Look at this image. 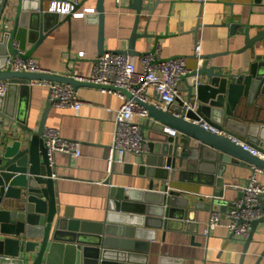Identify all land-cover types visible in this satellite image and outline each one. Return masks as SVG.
Segmentation results:
<instances>
[{
    "label": "crops",
    "instance_id": "0c3cea01",
    "mask_svg": "<svg viewBox=\"0 0 264 264\" xmlns=\"http://www.w3.org/2000/svg\"><path fill=\"white\" fill-rule=\"evenodd\" d=\"M50 1L42 0L44 10ZM69 1L76 4L75 8H93L94 12L84 17L49 14L47 22L53 27L30 57L47 72L89 77L100 54L96 0ZM127 4L128 0H104L102 44L104 51L127 50L130 36L136 30L139 36L132 45L136 53L131 57L137 71L142 69L138 58L146 52L157 53L163 59L184 56L186 67L194 70L197 60L193 47L200 41L202 55L209 65L237 73L247 71L257 62L258 72H264V0H205L204 4L196 0H143L150 9H142L138 19L136 11ZM3 16L9 19L11 28L14 17L11 3L0 19V26ZM243 28H248L250 37L258 35L254 45L244 47ZM30 47L27 43L25 50H18L17 55ZM81 51L83 56L79 57ZM183 87L180 82L182 98ZM76 89L83 100L78 114L71 109L49 106L44 124L57 128L64 138L80 143L79 156L58 152L50 165L61 212L70 208L78 220L101 222L106 217L110 184L128 188L129 197L137 199L141 195L138 191L147 190L151 182L153 192H173L186 198L189 201L187 218H182L176 207L171 212L174 215L166 219L165 227L154 217L142 216L139 222L141 217L129 221L121 213H113L115 227L122 228L124 234V229H131L132 236H119L131 241L128 249H117L123 252V264H264V222L256 225L246 245L245 240L230 235L225 221L209 235H203L210 211L223 213L240 197L241 191L231 185L243 186L251 167L235 159L225 165L221 174L223 195L219 198L225 202L222 204L212 201L217 176L198 162L189 167L176 165L175 170L162 167L161 172L155 171L152 176L140 174L139 155L128 153L123 162L114 164L108 175L106 152L112 143L113 120L122 99L98 87L80 85ZM30 91L28 98L20 103V110H25L28 104V124L36 128L46 107L47 88L34 85ZM147 93L151 94L150 88ZM154 135L149 129L143 132L147 140ZM256 177L264 183V175ZM150 197L156 199L155 195Z\"/></svg>",
    "mask_w": 264,
    "mask_h": 264
},
{
    "label": "water",
    "instance_id": "95a60500",
    "mask_svg": "<svg viewBox=\"0 0 264 264\" xmlns=\"http://www.w3.org/2000/svg\"><path fill=\"white\" fill-rule=\"evenodd\" d=\"M103 2L96 0L95 4L100 54L104 52ZM10 3L14 8L11 28L0 26V79L8 81L6 93L0 96V264H123V252L117 249L130 247L131 241L120 237L132 236L131 229H124V234L122 228L115 227L113 213H121L129 221L141 217L139 222L142 216L154 217L166 227V219L174 215L171 212L176 207L181 217L187 218L189 201L173 192H153L151 182L147 190L137 192L141 194L137 199L129 197L128 188L110 184L106 217L101 222L78 220L70 208L60 211L52 168L41 137L50 105L47 101L38 127L32 128L28 124V104L25 110H20V103L31 92L27 85L30 80L64 82L73 88L101 86L78 81L73 75L5 69L9 57L25 50L27 43L31 47L20 56H31L52 29L47 17L54 14L43 9L42 0H0V18ZM127 6L136 11V19L142 9H150L143 0H128ZM242 34L244 47L254 45L258 35L250 37L248 28H243ZM138 36L133 30L127 50L114 51L134 55L132 45ZM202 58L204 62L197 69L181 78L183 98L165 110L153 103L143 104L148 118L140 124L142 134L149 129L155 135L148 140V152L139 155V173L153 176L166 166L175 170L176 165L204 164L209 173L217 176L212 201L222 204L225 202L219 200L223 195L221 174L226 164L235 159L243 165L264 168L262 159L239 144L264 152V72H258L257 62L245 72L233 73L221 66L209 65L208 59L203 55ZM120 91L130 97L125 90ZM201 123L222 130L223 134L209 131ZM165 127L177 130V134L168 135ZM153 195L156 199H151ZM259 222H264V217L250 223L245 245Z\"/></svg>",
    "mask_w": 264,
    "mask_h": 264
},
{
    "label": "built area",
    "instance_id": "2783aa9c",
    "mask_svg": "<svg viewBox=\"0 0 264 264\" xmlns=\"http://www.w3.org/2000/svg\"><path fill=\"white\" fill-rule=\"evenodd\" d=\"M204 4L205 0H196ZM75 3L69 0H51L45 11L58 16L70 15L73 17H84L93 13V8H75ZM2 17V16H1ZM1 19V18H0ZM9 29V19L3 16L1 25ZM200 41L193 47V54L197 60V69L203 61ZM13 45H17L16 42ZM83 56V52H78ZM142 66L140 71L135 69L134 59L126 53L115 51H104L94 60L92 74L89 77H75L76 80L89 82L101 86V90L117 94L122 102L115 112L113 120L112 143L106 152V173L110 175L115 163L124 161L126 154L142 155L148 152V140L143 136L140 124L148 118L144 103H153L163 110L172 106L182 95L179 83L181 78L190 73L185 64L184 56L161 58L159 54L146 52L139 56ZM5 69L14 72H45L39 64L31 57L22 58L19 55L9 57ZM27 85L45 86L47 88V101L50 106L71 109L78 114L83 100L79 97L77 89L69 83L50 80H30ZM8 81L0 79V96L7 91ZM151 89V94L147 89ZM123 89L130 97L120 90ZM138 118V120H135ZM202 127L214 133L223 134L222 130L201 123ZM164 131L170 136H175L177 130L165 127ZM42 142L46 149L49 164L54 163L55 153H65L76 157L80 155V143L75 140L64 138L59 130L54 127L44 126L42 128ZM235 140V139H233ZM244 150L264 161V152L257 148L239 143ZM251 173L246 178L243 186L231 185L234 189L242 192L235 199L230 208L221 213L219 210H211L206 221L203 235L207 236L217 226L226 223L231 236L240 240H247L250 235V223L253 220L264 217V183L259 181L257 174L264 175V168L254 164L249 165ZM166 168H169L166 166ZM208 198V195H204Z\"/></svg>",
    "mask_w": 264,
    "mask_h": 264
}]
</instances>
